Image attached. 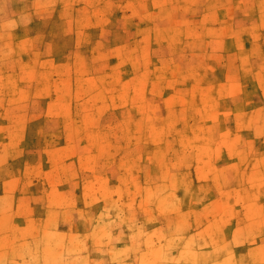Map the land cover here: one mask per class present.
<instances>
[{"label": "rangeland", "instance_id": "rangeland-1", "mask_svg": "<svg viewBox=\"0 0 264 264\" xmlns=\"http://www.w3.org/2000/svg\"><path fill=\"white\" fill-rule=\"evenodd\" d=\"M0 264H264V0H0Z\"/></svg>", "mask_w": 264, "mask_h": 264}]
</instances>
